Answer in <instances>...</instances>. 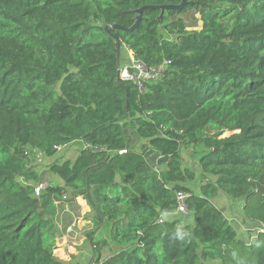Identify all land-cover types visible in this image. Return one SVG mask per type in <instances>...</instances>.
Masks as SVG:
<instances>
[{"label":"trees","instance_id":"trees-1","mask_svg":"<svg viewBox=\"0 0 264 264\" xmlns=\"http://www.w3.org/2000/svg\"><path fill=\"white\" fill-rule=\"evenodd\" d=\"M179 2L0 0V264H69L53 222L67 192L84 198L94 228L109 226V242L86 234L89 264H264V0H187L145 11L131 32L104 31ZM125 49L146 67L168 62L142 93L117 79ZM76 142L109 153L82 148L50 165L63 184L36 197L29 152L51 158ZM179 192L190 224L167 219ZM219 192L259 225L252 244L213 205Z\"/></svg>","mask_w":264,"mask_h":264},{"label":"rangeland","instance_id":"rangeland-1","mask_svg":"<svg viewBox=\"0 0 264 264\" xmlns=\"http://www.w3.org/2000/svg\"><path fill=\"white\" fill-rule=\"evenodd\" d=\"M198 18V15H195ZM187 24L191 23L190 18L185 19ZM201 23L195 30H199ZM191 30V28H188ZM122 64V62H121ZM56 91L58 87L54 88ZM229 132H224L221 137H225ZM144 143L140 142L138 145ZM137 145V147H138ZM80 143H72L64 147H60L57 153L51 157L46 158L37 154L35 151L29 152L28 157V169L36 174L40 183H34V187L44 185L48 183L53 186H60L63 184L62 180L57 176L50 174L49 167L52 164H61L65 161L73 162L79 152L81 151ZM196 154L193 149L182 151V167L189 168L196 172L197 179L195 182L188 184V186L197 192L199 185L202 182V178L199 174L198 166L196 163ZM151 162V161H150ZM151 165H155L151 162ZM155 169L161 171L164 166H157ZM65 199H58L60 205L56 207V214L53 217L56 234V247L60 250L58 255L60 259L65 260L69 264H89L92 259V249L90 247V241L86 240V234L92 233L91 241H106L109 242V226L101 225L94 228L91 223L92 212L82 196L76 197L73 200L70 199V193H66ZM213 205L221 211L226 220L232 226L236 232L240 242L246 244H252L258 236V233L262 232L259 225L254 221H251L249 217L243 211V202L234 201L228 198L223 193L219 192L212 200ZM167 219L178 220L180 225L190 224L192 221V215L187 213L184 215H169ZM73 226L71 232H67L68 226ZM70 226V227H71ZM111 248H103L100 253V260L108 258L112 254V250L115 251L116 247L110 244Z\"/></svg>","mask_w":264,"mask_h":264},{"label":"built area","instance_id":"built-area-1","mask_svg":"<svg viewBox=\"0 0 264 264\" xmlns=\"http://www.w3.org/2000/svg\"><path fill=\"white\" fill-rule=\"evenodd\" d=\"M167 65L168 62H164L163 64L157 67H146L140 61L135 59L134 54L132 53L131 50L125 49L124 59L122 61V64L119 65L118 67V71H119L118 80L132 83L138 89V91L142 93L144 91V84L157 81L160 75L162 74V72L164 71V69L167 67ZM82 148L89 151H104L109 153V151H107L104 148L90 147L84 144L83 142H82ZM116 153L118 155H123L126 153V150H120L117 151ZM39 155L41 154L39 153ZM43 188H44L43 185L35 187L34 195L36 197L39 196ZM187 197L188 194L186 193H182V192L177 193L176 195L177 206L174 215H178V214L184 215L188 213L185 206V200ZM65 198L66 195L64 194L62 196V199ZM60 203H61L60 201H54L55 206L60 205ZM70 226L67 227V232L72 231L73 226L71 227Z\"/></svg>","mask_w":264,"mask_h":264},{"label":"water","instance_id":"water-1","mask_svg":"<svg viewBox=\"0 0 264 264\" xmlns=\"http://www.w3.org/2000/svg\"><path fill=\"white\" fill-rule=\"evenodd\" d=\"M180 1L179 4L177 5H161V6H143L140 9L136 10V17H135V23L130 27V28H124L120 25H111V26H105L104 27V31L108 32L109 29L110 30H117V31H122V32H131L133 29H135L138 24L140 23V20L142 18V14L145 11L148 10H159L161 15L164 11H180L183 8L186 7V5L188 4L187 0H178ZM117 51L119 53L120 51V42L117 41ZM117 79H119V71L117 70ZM235 132H229L227 136H230L231 134H233ZM225 136V137H227Z\"/></svg>","mask_w":264,"mask_h":264},{"label":"crops","instance_id":"crops-1","mask_svg":"<svg viewBox=\"0 0 264 264\" xmlns=\"http://www.w3.org/2000/svg\"><path fill=\"white\" fill-rule=\"evenodd\" d=\"M60 186H62V185H60Z\"/></svg>","mask_w":264,"mask_h":264}]
</instances>
